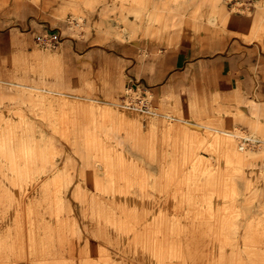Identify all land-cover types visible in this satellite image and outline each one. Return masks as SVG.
I'll list each match as a JSON object with an SVG mask.
<instances>
[{
	"label": "rangeland",
	"instance_id": "1",
	"mask_svg": "<svg viewBox=\"0 0 264 264\" xmlns=\"http://www.w3.org/2000/svg\"><path fill=\"white\" fill-rule=\"evenodd\" d=\"M15 1L0 10L30 39L15 37L0 76V264H264V104L179 110L148 89L156 114L131 110L125 78L105 100L72 91L63 49L94 35L145 57L188 18L252 25L262 39L264 0ZM44 27L60 47L37 41Z\"/></svg>",
	"mask_w": 264,
	"mask_h": 264
},
{
	"label": "crops",
	"instance_id": "2",
	"mask_svg": "<svg viewBox=\"0 0 264 264\" xmlns=\"http://www.w3.org/2000/svg\"><path fill=\"white\" fill-rule=\"evenodd\" d=\"M23 3L16 0L12 5ZM41 18L28 16L23 22L39 28L43 24ZM17 22L20 19H16L14 10H0V76L5 70V54L14 52L15 37L23 35L16 29L26 27ZM46 30L50 28L44 27L37 34ZM252 31L253 26L248 24L210 25L208 20L188 18L173 30L169 42L159 43L157 46L161 48L145 57L135 43L99 45L92 41L94 35L86 40H66L63 49L65 55H70L73 78L69 85L74 92L92 91L105 100L117 95L118 88L114 86L122 85L125 78L128 86L135 83L154 91L159 103L162 96L170 94L172 100L167 104L180 107L179 110L188 101H209L216 97L222 101L255 98L264 104V37L256 39ZM23 37L26 42L22 46L27 47L30 37ZM75 78L80 82H75ZM18 84L37 88L33 83Z\"/></svg>",
	"mask_w": 264,
	"mask_h": 264
},
{
	"label": "built area",
	"instance_id": "3",
	"mask_svg": "<svg viewBox=\"0 0 264 264\" xmlns=\"http://www.w3.org/2000/svg\"><path fill=\"white\" fill-rule=\"evenodd\" d=\"M39 43L47 48H58L62 43V36L59 31L54 29L46 30L36 35ZM139 87L134 84L127 87L124 96L121 99V104L128 109L135 111H142L149 114H156V107L153 103V95L149 92V88H142L137 91Z\"/></svg>",
	"mask_w": 264,
	"mask_h": 264
},
{
	"label": "bare ground",
	"instance_id": "4",
	"mask_svg": "<svg viewBox=\"0 0 264 264\" xmlns=\"http://www.w3.org/2000/svg\"><path fill=\"white\" fill-rule=\"evenodd\" d=\"M261 30H262V29H261ZM222 132H223V133H226V134L234 133L233 131H230L229 129H222ZM235 134H236V132H235ZM237 134H238V133H237ZM254 139L257 140V138H254ZM258 141H261V140H258ZM231 146H232V145H231ZM232 147H233V146H232ZM240 148H241V149L245 148L244 144H242V145L240 146Z\"/></svg>",
	"mask_w": 264,
	"mask_h": 264
}]
</instances>
